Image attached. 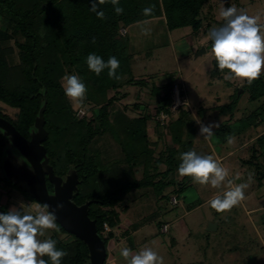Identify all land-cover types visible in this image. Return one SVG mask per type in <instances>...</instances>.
I'll list each match as a JSON object with an SVG mask.
<instances>
[{
  "label": "rangeland",
  "instance_id": "1",
  "mask_svg": "<svg viewBox=\"0 0 264 264\" xmlns=\"http://www.w3.org/2000/svg\"><path fill=\"white\" fill-rule=\"evenodd\" d=\"M229 6L243 9L250 16H259V23L264 31V0H209L201 9V27L196 32L191 27L168 31L163 18H154L126 26L127 34L120 37L121 43H125L122 46L131 56V71L135 78H148L156 87L172 82L180 89L179 100L183 106L171 107L170 117L174 121L185 110L187 119L193 122L191 128L183 127L184 150L195 151L198 155H211L228 171L220 188H213L210 184L201 185L192 177L179 175L181 156H175V170L171 174L160 175L159 184L153 188L131 191L124 196L116 208L124 227L118 235H123L124 230L129 234L120 239L115 236L107 243L108 256L113 254L121 257L120 264H128L119 255L123 247L130 248L133 253L150 247L163 257L164 264H264V180L259 182L255 166L245 163L253 148L257 151L260 149L256 141L264 134V122L256 128L242 130L239 135H232L237 126L241 128L240 120L263 111L260 107L264 103V97L251 102L249 93L242 89L245 80L226 79L229 75L227 70L220 71L219 75L212 74L216 60L208 34L211 29L223 26L225 21L220 16V11ZM5 39V44L13 49L10 63H17L15 42L23 39L19 36L15 38L11 31ZM202 49L205 50L204 53ZM73 74L76 75L75 72L69 75ZM261 77L264 79V73ZM61 83L64 86V80ZM124 86L117 94L113 91L107 93V98H117L109 109L110 113L125 108L126 115L135 118L139 113L133 106L139 104L145 107L146 113L154 116L159 97L151 92V86ZM236 89L238 100L233 113L219 114L220 106L228 105L234 100ZM123 94L127 96L122 98ZM172 94L173 91L171 100ZM70 102L78 118L92 117L90 107L82 108L78 103L72 100ZM0 110L11 119L16 117L17 110L5 104L0 103ZM168 119L169 117L163 120L165 129L157 130L155 117L147 123L148 141L155 154L172 146L169 126L166 125ZM159 120L162 122L160 116ZM201 123L219 126L213 128V136L206 139L200 134ZM0 131L9 143L4 149L0 164V207L9 208L12 204L13 208L35 214L36 206L40 203L36 201L32 205H23V200L29 201L27 197L2 181L5 178L15 186L31 183L36 187V178L29 162L12 138L6 136L3 129ZM92 148L99 149L104 161L112 163L111 173L104 179L121 177L128 171L122 161L124 156L120 153V145L109 134L96 138ZM259 163L264 168V157L259 158ZM49 167L48 163L43 165L47 175ZM165 169L166 166L161 165L159 172ZM141 173L140 167L137 168L134 177L140 179ZM47 175L46 187L49 183ZM228 181L232 182L231 186ZM241 184L246 185L243 189L244 199L230 210L216 212L209 206L208 202L215 194L222 195L230 187ZM53 191L52 194L48 192L53 195ZM172 198L177 201L175 205L170 204ZM2 200H5L4 204ZM165 224L168 229L163 233L161 228ZM209 224H216V230L208 232ZM103 231L100 236L105 238L107 231ZM52 234H57L63 242L71 241L69 233L63 234L57 228L45 230V235L38 238L48 239ZM104 264H108V259Z\"/></svg>",
  "mask_w": 264,
  "mask_h": 264
},
{
  "label": "trees",
  "instance_id": "2",
  "mask_svg": "<svg viewBox=\"0 0 264 264\" xmlns=\"http://www.w3.org/2000/svg\"><path fill=\"white\" fill-rule=\"evenodd\" d=\"M208 1L119 0L118 6L124 11L117 15L111 0H105L104 4L97 6L98 11L105 13V18L99 19L96 13L90 11L93 0H0V103L17 110L14 119L3 115L1 110L0 117L29 140L35 130L34 123L43 110V127L47 136L42 145L46 150L48 164L53 174L63 180L71 173L76 175L77 189L71 201L77 206L90 202L88 217L95 221L99 236L104 232L103 225L108 226L106 237L100 236L106 253L108 241L115 238L113 230L121 224L116 208L122 198L137 189L153 188L161 182L158 180L160 175L173 173L175 156L187 152L182 142L183 127L191 128L193 125L191 119H187L185 110H180L179 117L174 121L169 115L166 125L169 126L172 146L155 154L148 141L147 123L155 117L157 130L165 129L159 115L161 112L169 113L175 83L168 82L162 87H156L148 78H135L131 71V56L123 47L125 43L120 41L123 36L119 30L131 24L163 18L168 31L191 27L196 32L201 27V9ZM153 5L154 12L145 16L143 10ZM10 31L15 38L19 36L23 39L15 42L17 63H10L13 49L5 44ZM90 53L101 57L105 62L110 57H116L120 62L117 69L120 79L109 78L107 68L100 75L91 71L87 65ZM220 71L215 61L212 74L219 75ZM74 72L87 89L85 99L78 103L79 107H90L91 118H78L70 99L65 95L61 82L65 75ZM124 84L139 87L152 85L151 92L159 97L154 116L146 113L145 107L139 104L133 106L139 113L135 118L128 117L125 108L110 113L109 109L117 98H107V93H119L125 87ZM242 89L249 93V101L260 100L264 97L263 77L260 76L251 83L245 80ZM237 91L238 89L230 104L218 108L219 114L233 113L238 100ZM126 96L123 94L122 98ZM260 108L264 111V103ZM263 111L240 120L241 128L237 126L232 135L260 126L264 122ZM107 134L120 145V153L124 156L122 161L128 170L123 176L108 180L104 178L111 173L112 163L105 162L102 152L92 148L96 138ZM256 143L259 151L253 148L245 163L255 166L257 179L261 182L264 180V168L259 163V158L264 157V134L257 138ZM8 144L0 131V164ZM190 145L189 141L188 146ZM161 165H165L166 169L159 172ZM139 167L142 176L136 179L134 174ZM2 181L19 191L30 202H36L12 182H7L5 178ZM47 188L52 193L53 186L50 183H47ZM8 211V207H0V213ZM56 228L63 234L67 233L58 223ZM128 234L125 230L122 236L126 237ZM68 236L71 237L68 242H63L57 234L49 237L56 241L58 250L67 252L60 264H88L87 246L76 237L70 234ZM42 259L47 264H52L49 257L44 256Z\"/></svg>",
  "mask_w": 264,
  "mask_h": 264
},
{
  "label": "clouds",
  "instance_id": "3",
  "mask_svg": "<svg viewBox=\"0 0 264 264\" xmlns=\"http://www.w3.org/2000/svg\"><path fill=\"white\" fill-rule=\"evenodd\" d=\"M117 15L123 14L119 7V0H111ZM105 0H93L90 11L96 13L97 18L104 19L105 13L98 11V4ZM155 6L143 10L145 16L154 12ZM220 16L225 23L219 28L210 30L208 36L212 41L218 68L227 70L226 79L247 80L249 83L258 79L264 73V31L259 23V16H250L243 9L235 6L222 8ZM93 43L95 41L93 40ZM88 68L96 75L108 69L109 78L120 79L117 69L120 62L116 57H110L105 62L101 57L90 53L87 57ZM64 92L74 103H81L85 99L86 86L77 75H65ZM218 124L204 125L201 123L200 134L206 139L213 136V128ZM232 138H229V143ZM182 163L178 167L180 176H189L201 185L210 184L213 188H220L228 176V171L211 155H198L195 151L183 153ZM231 181L228 184L231 186ZM246 185L230 187L223 194H215L209 200V206L216 212L230 210L244 199L243 189ZM30 207V206H29ZM35 214L22 213L21 208H12L6 213H0V264H47L42 257L50 258L52 264H60L61 258L67 255L64 250L56 248L54 239L41 240L45 230L56 229V215L49 210L48 205L36 206ZM63 204H57L56 209H62ZM120 255L128 264H164L163 257L150 247H145L133 253L128 247L120 250Z\"/></svg>",
  "mask_w": 264,
  "mask_h": 264
},
{
  "label": "water",
  "instance_id": "4",
  "mask_svg": "<svg viewBox=\"0 0 264 264\" xmlns=\"http://www.w3.org/2000/svg\"><path fill=\"white\" fill-rule=\"evenodd\" d=\"M204 53L205 50L202 49ZM42 111L34 123V131L29 140L22 137L15 127L7 120L0 117V129L10 136L13 143L18 147L21 154L29 162L36 178V187L29 183L16 185L24 193L32 197L41 205H48L50 211L56 215V223L67 233L82 241L88 249V264H104L107 259L106 248L101 237L97 233L95 221L88 217L90 202L81 206L75 205L71 198L77 187V177L74 173L69 174L65 180L53 174L49 167L48 175L43 170V165L48 163L46 150L42 143L46 139L47 132L44 130ZM47 161V162H46ZM46 175L49 183L53 185V195L49 194L46 187ZM57 204H63L62 209H56ZM217 228L216 224H209L207 231L212 232Z\"/></svg>",
  "mask_w": 264,
  "mask_h": 264
},
{
  "label": "built area",
  "instance_id": "5",
  "mask_svg": "<svg viewBox=\"0 0 264 264\" xmlns=\"http://www.w3.org/2000/svg\"><path fill=\"white\" fill-rule=\"evenodd\" d=\"M119 33H120V35L124 36L126 34V30L125 29H120L119 30ZM172 91H173V94H172V104L169 107V113L161 112L160 115H159L161 117V121H162L161 124H164L163 123V120H167V117H169V115L171 113L170 112L171 107H173L174 105H175L176 108H179L180 106H183V103L180 102V100H179V99H181L180 89H178V86L176 84H174ZM176 203H177V201H176L175 198H172L170 200V204L175 205ZM103 229L105 231H109L108 226L106 224L103 225ZM167 229H168V226L167 225H163L162 228H161V231L163 233H165L167 231Z\"/></svg>",
  "mask_w": 264,
  "mask_h": 264
},
{
  "label": "crops",
  "instance_id": "6",
  "mask_svg": "<svg viewBox=\"0 0 264 264\" xmlns=\"http://www.w3.org/2000/svg\"><path fill=\"white\" fill-rule=\"evenodd\" d=\"M127 32V31H126ZM10 200V199H9ZM3 202V204H4V202H5V200H2ZM24 202H23V205L24 204H26V205H32V204H34L33 202H30V201H27V200H23ZM14 206L11 204L10 205V207L8 208L9 210L11 209V208H13ZM166 225V224H165ZM121 228H124L123 227V222H121V224L119 225V227H117V228H115L113 231L115 232H117V234H116V232H115V236L117 237V236H119L118 235V233H119V231H120V229ZM125 231V230H124ZM162 232V231H161ZM123 233V232H122ZM124 236H122V234L119 236V239L120 238H123ZM108 255V254H107ZM119 255H120V253H119ZM107 259H108V264H120V260L122 261V258L121 257H118V256H115V255H113V254H109V256H107Z\"/></svg>",
  "mask_w": 264,
  "mask_h": 264
},
{
  "label": "flooded vegetation",
  "instance_id": "7",
  "mask_svg": "<svg viewBox=\"0 0 264 264\" xmlns=\"http://www.w3.org/2000/svg\"><path fill=\"white\" fill-rule=\"evenodd\" d=\"M52 194V193H51Z\"/></svg>",
  "mask_w": 264,
  "mask_h": 264
}]
</instances>
